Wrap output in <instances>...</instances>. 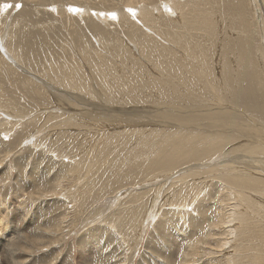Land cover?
I'll list each match as a JSON object with an SVG mask.
<instances>
[{
	"label": "rangeland",
	"instance_id": "1",
	"mask_svg": "<svg viewBox=\"0 0 264 264\" xmlns=\"http://www.w3.org/2000/svg\"><path fill=\"white\" fill-rule=\"evenodd\" d=\"M263 30L264 0H0V241L21 229L0 264H254L255 253L264 264V174L248 191L218 166L242 170L231 150L244 142L151 171V149L174 131L155 110L185 113L180 131L191 111V130L210 133L220 109L237 110L226 131L246 133L235 94L248 89L264 125Z\"/></svg>",
	"mask_w": 264,
	"mask_h": 264
},
{
	"label": "bare ground",
	"instance_id": "2",
	"mask_svg": "<svg viewBox=\"0 0 264 264\" xmlns=\"http://www.w3.org/2000/svg\"><path fill=\"white\" fill-rule=\"evenodd\" d=\"M251 1H254L256 2V0H251ZM162 2V1H161ZM164 3V2H162ZM166 2L164 3V6H165ZM254 5V3H252ZM132 6V8L134 7L133 4H130ZM130 6V7H131ZM168 7V6H167ZM253 7V6H251ZM128 8V7H127ZM131 8V9H132ZM169 8V7H168ZM180 8V7H179ZM257 8V7H255ZM254 8V9H255ZM259 8V7H258ZM134 10V9H133ZM136 10V9H135ZM151 10V8H150ZM147 7H143L141 8L140 7V10H137L139 13H140V16L141 14L143 16H141L142 18L143 17H148L149 15L153 16L152 15V12L150 11ZM166 11V10H165ZM123 13V12H122ZM121 13V14H122ZM117 14V13H116ZM126 15V13H125ZM119 16V15H118ZM123 16V15H122ZM260 18V17H259ZM147 19V18H146ZM150 19V17H149ZM139 20L137 19V22ZM144 21V20H143ZM142 21V22H143ZM151 21V20H150ZM102 23V22H101ZM144 25L147 23H145V21L143 22ZM117 24V23H116ZM149 25H150V22H149ZM145 28V27H144ZM150 28V27H148ZM147 29V28H146ZM148 30V29H147ZM264 31V30H263ZM155 33V32H154ZM157 34V33H155ZM264 34V33H263ZM264 38V37H263ZM153 41V40H152ZM264 44V42H263ZM134 45V44H133ZM184 46V45H183ZM185 47V46H184ZM9 49V48H8ZM147 49V48H146ZM189 50V49H188ZM158 51V50H157ZM191 51V50H189ZM150 52V51H149ZM170 52V51H169ZM146 53V52H145ZM97 55V54H96ZM161 55V54H160ZM262 55V53H261ZM21 58V57H20ZM163 58V57H162ZM166 58V57H165ZM13 59V58H12ZM23 59V58H22ZM259 59V58H258ZM263 60V59H262ZM133 61V59H132ZM20 62V61H19ZM97 62V61H96ZM101 62V61H100ZM150 62V61H149ZM264 61H262V64H263ZM92 63V62H91ZM133 63V62H132ZM111 64V63H110ZM96 65V64H95ZM261 66V65H260ZM104 67V66H103ZM109 68V67H108ZM78 69V68H77ZM98 69V68H97ZM102 69V68H101ZM111 69V68H110ZM264 69V68H263ZM260 70V69H259ZM69 71V70H68ZM106 71V70H105ZM192 72V71H191ZM65 73V72H64ZM249 73V72H248ZM60 74V73H59ZM62 74V73H61ZM112 74V73H111ZM191 74V73H190ZM252 75V74H251ZM263 75V74H262ZM56 76V75H55ZM54 76V77H55ZM66 76V75H65ZM69 76V75H68ZM83 76V75H82ZM264 76V75H263ZM106 77V76H105ZM70 78V77H68ZM74 78V76H73ZM80 78V77H79ZM103 78V77H102ZM5 79V78H3ZM81 79V78H80ZM167 79V78H166ZM264 79V78H263ZM74 80V79H72ZM59 81V79H58ZM57 81V82H58ZM84 81V80H83ZM106 81V80H105ZM258 81V80H257ZM68 82V81H67ZM70 82V81H69ZM69 82L67 84H69ZM80 82V81H79ZM72 83V82H71ZM116 83V82H114ZM62 84V83H61ZM75 84V83H74ZM146 84V83H145ZM173 84V83H172ZM194 84V83H193ZM264 84V83H263ZM82 85H85L84 82ZM69 86V85H68ZM75 86H78V84ZM86 86V85H85ZM84 86V88H86ZM202 86V85H201ZM215 86V85H214ZM244 86V84H243ZM207 87V86H206ZM78 88V87H77ZM90 88V87H88ZM108 88V87H107ZM216 88V87H214ZM80 89V88H79ZM247 89V88H246ZM250 89V88H249ZM67 90V89H66ZM78 90V89H77ZM213 90V89H212ZM215 90V89H214ZM219 90V89H218ZM65 91V90H64ZM68 91V90H67ZM76 91V89H75ZM82 91V90H81ZM63 92V91H62ZM73 92V90H72ZM118 92V91H117ZM154 92V91H153ZM216 92V91H215ZM262 92V91H261ZM70 93V92H69ZM75 93V92H74ZM135 93V92H134ZM65 94V92H64ZM110 94V93H109ZM121 94V93H120ZM137 94V93H136ZM216 94V93H215ZM246 94V96L248 95L249 96V99H247V101L244 102L245 98H244V95ZM81 95V94H80ZM86 95V94H85ZM217 95V94H216ZM228 95V94H227ZM237 96V102H236V105L239 107L237 109L240 110V113H243L244 117L246 116V121H244L245 123L249 122L251 129L249 128L250 126L248 125V129H250L251 131L249 132L248 129L244 128L243 127V130L247 132L245 133H242V131H226V129L228 128H231L230 126L232 125V123L230 122L229 124H227V121H229V112H238L237 110H230L229 108H224V109H220L219 110V120H218V125L217 126H214L211 122H209V125H210V129H212L213 131L210 133L208 131H204L202 128L199 127L198 129V132L194 131V130H191L192 128H195L196 130V127L194 126V123H195V120H189V116L190 117H197V115L195 114H192L191 111H189L190 113L188 114V116H186L184 118V121L188 122V128L187 129H184V131H180L178 130V127L177 125H180L182 123V118H183V115L181 114H177V112L173 113V112H168L166 109L164 111H160L158 112V110H155L157 112H155L156 114H158L161 118H163V124L164 125H167V127H170V128H173L174 131L171 133V132H167V136L165 137H160L159 138V142H157L156 144H154V148L151 149L152 151L159 147V150L155 151V154H154V160L151 162V165L153 167V169L151 171H155L159 174H161L160 176H165L166 174H169L171 172H175L176 169V166H178L179 163H185L187 161L189 162H195V163H202L205 161V159H209L212 155H213V151L215 153L218 152V150L221 148V146L223 147V145H221L222 143H224L227 139H231L235 137L234 141L232 144H238V143H241V142H244L243 144L239 145L238 147L232 149V153H235L237 154V159L235 160V162L237 163H234V165L238 164V163H241L243 165H245L244 168H242V170H237V171H233V169H235L236 166H232V162L229 161L228 163H222V164H218L220 170H223V172L227 173L228 175H225L226 179L229 181V182H232L233 184L235 185H239V188L242 187L244 188L243 190H248V191H251L254 187H257L258 183L260 182L259 179L253 177L254 175H259L260 173L261 174H264V161L262 160H258V159H252V162L251 164H248V163H245V157L247 156V154H259V153H263L264 155V125L262 124V122L260 123L257 122L259 119H258V114L261 113L263 111V105H262V101H261V95H260V92L258 91H255V93H251L249 92V90H241L238 91L236 94ZM88 96V95H87ZM123 96V94H122ZM130 97V96H129ZM158 97V96H157ZM169 97V96H168ZM229 97V96H228ZM242 97L244 98L242 101L243 102H240L238 99ZM264 97V96H263ZM80 98V97H79ZM87 98V97H86ZM101 98V97H100ZM126 98V97H124ZM1 99V98H0ZM114 99V97L112 98ZM123 99V98H122ZM122 99H120L122 101ZM133 100L132 97L129 98L128 102ZM4 100V99H3ZM89 100V99H87ZM96 100V99H95ZM107 100V99H106ZM116 101V99H114ZM151 100V99H150ZM158 100V99H157ZM165 100V99H164ZM81 101V100H80ZM125 101V100H123ZM122 101V102H123ZM92 102H95V101H92ZM102 102V101H101ZM105 102V101H104ZM114 102V101H113ZM127 102V103H128ZM133 102V101H132ZM168 102V101H167ZM232 102V101H231ZM99 103V102H98ZM135 103V102H134ZM133 103V104H134ZM96 104V103H95ZM100 104V103H99ZM106 104V103H105ZM104 104V105H105ZM108 104V103H107ZM132 104V103H131ZM195 104V103H194ZM193 104V105H194ZM63 105V104H62ZM165 105V104H163ZM203 105V104H202ZM88 106H91V105H88ZM103 106V104L101 105ZM108 106V105H107ZM110 106V105H109ZM189 106V105H188ZM221 106V105H220ZM122 107V106H121ZM124 107V105H123ZM191 107V106H190ZM229 107V106H227ZM109 108V107H107ZM111 108V106H110ZM173 108V107H172ZM169 109H171L169 107ZM89 110V109H88ZM105 111H110V109H104ZM161 110V109H160ZM179 110V109H178ZM101 111V110H100ZM154 111V110H153ZM174 111V110H173ZM181 111V110H180ZM76 112V111H75ZM124 112V111H123ZM127 112V111H126ZM138 112V111H137ZM152 112V111H151ZM113 113V112H112ZM180 113V112H178ZM182 113V112H181ZM263 113V112H262ZM106 114V113H105ZM102 115V114H101ZM109 115V114H108ZM112 115V116H111ZM111 118L113 119V117H116L115 114H111ZM117 115V114H116ZM149 115H151L149 113ZM154 115V113H153ZM109 116V117H110ZM118 116V115H117ZM120 116V115H119ZM118 116V117H119ZM156 116V115H155ZM225 116V117H224ZM227 116V117H226ZM239 116V115H238ZM9 117V116H8ZM95 117V116H94ZM153 117V116H151ZM224 117V118H223ZM102 118V117H101ZM110 118V119H111ZM120 118V117H119ZM158 118V116H157ZM156 118V120H157ZM160 118V119H161ZM241 118V117H240ZM262 118V117H261ZM107 119V118H106ZM111 119V120H112ZM146 119V118H145ZM111 120H108V121H111ZM128 120V119H127ZM160 121V120H158ZM113 122V121H112ZM145 122H147L145 120ZM150 122H153L155 125L158 123L156 122L155 120H149V123ZM207 121H204V123H206ZM242 122V121H241ZM110 123V122H109ZM128 124L132 125V126H138L140 124H142L140 122V120L138 121H129L127 122ZM244 123V124H245ZM99 124V123H98ZM104 124V123H103ZM117 124V123H116ZM243 125V124H242ZM107 126V125H106ZM143 126V125H142ZM148 126V125H147ZM227 126H229L228 128H226ZM245 126H247V124H245ZM64 127V126H63ZM235 127L237 128V125H235ZM70 128H73L70 126ZM69 128V129H70ZM86 128V127H85ZM92 128V127H91ZM105 128V126L103 127ZM107 128V127H106ZM77 129V128H76ZM84 129V128H83ZM88 129V128H87ZM145 129V128H144ZM241 129V128H240ZM75 130V129H74ZM80 130V129H79ZM85 130V129H84ZM91 130V129H90ZM97 130V129H96ZM102 130V128H101ZM108 130V129H107ZM115 130V128H114ZM125 130V129H124ZM130 130V129H128ZM162 130V129H161ZM160 130V131H161ZM104 131V130H103ZM131 132L130 133H133V135H139V134H142L143 133V128H133V130H130ZM133 131V132H132ZM146 131V130H145ZM144 131V133H145ZM158 131V130H157ZM163 131V130H162ZM84 132V131H83ZM87 132V131H86ZM90 132V131H89ZM120 132V131H119ZM126 132L127 129H126ZM149 132V131H148ZM81 133V132H80ZM99 133V131H98ZM122 133V132H121ZM120 133V134H121ZM129 133V134H130ZM135 133V134H134ZM147 133V132H146ZM75 134V133H74ZM97 133H95L96 135ZM100 134V133H99ZM124 134V133H123ZM71 135V134H70ZM78 135V134H76ZM119 135V134H117ZM132 135V136H133ZM215 136L216 138L215 139H211V136ZM97 136V135H96ZM145 136V134H144ZM144 136L142 135V137L144 138ZM76 137V136H75ZM79 137V136H78ZM105 137V136H104ZM139 137V136H137ZM96 138V137H95ZM109 138V137H107ZM132 138V137H131ZM130 138V139H131ZM141 138V137H140ZM137 140V138H135ZM170 139V142L167 143V140ZM101 140V139H100ZM116 141H118L117 139H115ZM98 142V141H97ZM119 142V141H118ZM131 143V142H130ZM129 143V144H130ZM164 143V144H163ZM126 144V143H125ZM90 146V145H89ZM94 146V145H93ZM92 146V147H93ZM97 146V145H96ZM122 146V145H121ZM209 146V147H208ZM236 146V145H235ZM92 147H89V148H92ZM129 147V146H128ZM146 147V146H145ZM144 149V148H143ZM188 149H190V153L189 155L186 154V151H188ZM101 150V149H100ZM139 150V149H138ZM212 151V152H211ZM225 151V150H224ZM222 151V153L224 152ZM59 152V151H58ZM221 152V150H220ZM219 152V153H220ZM135 153V152H134ZM138 153V152H137ZM239 153H245V156H241ZM87 154V153H86ZM140 155V154H139ZM216 155V154H215ZM222 155V154H221ZM81 156V155H80ZM131 156V155H130ZM195 157V158H191V157ZM250 156V155H249ZM247 156V157H249ZM144 157V156H143ZM141 157V158H143ZM223 157V156H222ZM227 156H225L226 158ZM259 157V156H258ZM140 158V159H141ZM145 158V157H144ZM149 160V159H147ZM151 160V159H150ZM190 164V163H189ZM184 165V164H183ZM191 165V164H190ZM247 165H252L251 167H246ZM144 166V165H143ZM145 167V166H144ZM131 168V167H130ZM138 168V167H137ZM143 168V167H142ZM145 169V168H144ZM135 170V169H134ZM231 174L233 176H231ZM236 174V176L234 175ZM170 175V174H169ZM36 182V181H35ZM56 183V182H55ZM54 183V185H55ZM59 184V183H58ZM233 187V186H232ZM261 187V186H260ZM259 187V188H260ZM257 188V190L259 189ZM27 189V188H26ZM237 189V187L235 188ZM240 190V189H239ZM256 192V191H255ZM260 193V195H264V191H257ZM215 193V191H214ZM244 193V192H243ZM32 195V194H31ZM33 196V195H32ZM31 196V197H32ZM212 198V197H211ZM241 196H239V198L237 199V201L239 200L241 202ZM243 200V199H242ZM264 200V199H263ZM33 201V200H32ZM215 205V204H214ZM2 206V205H1ZM7 207V206H5ZM189 207V206H188ZM205 207V206H204ZM4 211V210H3ZM8 212V211H7ZM1 213V212H0ZM4 213V212H2ZM2 215V214H1ZM3 216V215H2ZM200 217V216H198ZM211 217V216H210ZM220 217V215H219ZM214 218V217H213ZM2 219V218H1ZM10 219V218H9ZM21 219V218H20ZM211 219V218H210ZM216 219V218H215ZM255 219V218H254ZM185 220V219H184ZM197 220V219H196ZM206 221V220H205ZM262 221V219H261ZM2 222V221H1ZM5 221H3V223L1 224L0 223V233L1 235L7 230V228L10 226L6 225L4 223ZM22 222V220H21ZM20 222V223H21ZM194 222V221H193ZM196 222V221H195ZM197 223V222H196ZM196 223L194 225H196ZM219 223H221V220L220 219H217L216 220V224L215 226H218ZM260 223V221H259ZM18 224V223H16ZM193 224V223H192ZM225 224L224 221L221 223V225ZM262 224V223H261ZM221 225L219 226V228L221 227ZM19 226V225H18ZM18 226H15V228L13 227V230L10 231L12 232V234L14 235H17L16 239L14 240L13 238H9V236H12L11 234L6 237V236H2L4 237L3 240L0 241V247H3L5 248V251L6 250H9V249H12L13 246H16L18 244V241L19 239H17L18 237H20V233H21V229L18 227ZM208 226V225H207ZM209 227V226H208ZM200 228V227H199ZM194 229V228H193ZM198 229V228H197ZM164 230V229H163ZM195 230V229H194ZM45 231V230H43ZM47 231V230H46ZM193 232V231H192ZM263 232V230H262ZM45 233V232H44ZM197 234V233H196ZM167 235V234H166ZM197 236V235H195ZM211 236V235H210ZM258 238V237H257ZM2 239V238H1ZM42 239V238H41ZM40 239V240H41ZM259 239V238H258ZM257 239V240H258ZM39 240V239H38ZM206 240V239H205ZM204 240V241H205ZM208 240V239H207ZM206 240V241H207ZM16 241V242H15ZM166 241V240H165ZM203 242V241H202ZM196 244L197 243H201L200 240H197L195 242ZM207 243V242H206ZM204 245V243H202ZM209 244V243H208ZM6 246V247H5ZM208 246V245H207ZM172 247V246H171ZM193 247V246H192ZM7 248V249H6ZM15 248V247H14ZM188 248H189V245H188ZM211 248V247H210ZM33 250V249H32ZM35 250V249H34ZM213 250V249H212ZM259 250V249H258ZM37 251V250H36ZM209 251V250H208ZM216 251V250H215ZM5 253H8L7 251ZM201 253V252H200ZM175 254V253H174ZM209 254L213 255V252L209 251ZM8 256V255H7ZM193 256V255H192ZM262 253H255L253 254V263L254 264H261L262 262ZM9 258V257H8ZM187 258V255H185V259L186 260ZM194 258V257H193ZM195 259V258H194ZM82 260V259H81ZM110 260V259H109ZM188 260V259H187ZM190 261V260H189ZM194 261V260H193ZM261 261V262H260ZM109 262V261H108ZM187 262V261H186ZM235 262V261H234ZM189 263V262H188ZM251 263V262H250ZM16 264V263H15ZM237 264V263H236Z\"/></svg>",
	"mask_w": 264,
	"mask_h": 264
},
{
	"label": "snow or ice",
	"instance_id": "3",
	"mask_svg": "<svg viewBox=\"0 0 264 264\" xmlns=\"http://www.w3.org/2000/svg\"><path fill=\"white\" fill-rule=\"evenodd\" d=\"M9 7H11V5Z\"/></svg>",
	"mask_w": 264,
	"mask_h": 264
}]
</instances>
